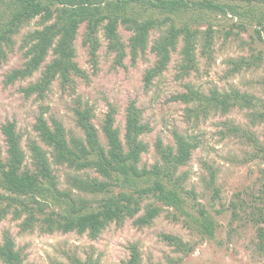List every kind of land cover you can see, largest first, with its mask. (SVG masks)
Masks as SVG:
<instances>
[{
  "label": "trees",
  "instance_id": "1",
  "mask_svg": "<svg viewBox=\"0 0 264 264\" xmlns=\"http://www.w3.org/2000/svg\"><path fill=\"white\" fill-rule=\"evenodd\" d=\"M238 1L0 0V65L13 50L14 36L25 24L39 18L40 28L25 36L28 49L24 67L14 69L8 77L13 82L32 76L52 51L53 58L45 65L41 78L23 88L28 96L38 93L42 97L57 78L68 84L72 82L73 75H84L75 61V40L79 28L85 23L83 44L89 47L93 59H96L101 46V31L108 50L115 54L117 64H123L128 53L136 60L150 48L156 55V61L145 74L148 86L166 71L180 42L182 74L188 75L198 69V46L202 45L203 53H211L216 34L212 21L217 15L250 18V22L256 20L264 26V0ZM204 23L205 29L202 28ZM120 25L131 32L128 44L123 40ZM156 28H160L161 33L151 44L150 36ZM257 31L261 33V30ZM259 58L260 55L252 59L243 57L234 61V69H241L243 64L251 67L252 62H259ZM176 98L193 103L190 111L196 115L199 111L208 115L213 110L225 114L234 107H240L252 110L250 117L254 124L264 123V100L236 88L227 91L215 88L204 93L189 86L188 92ZM112 109L103 124L107 145L102 142L92 122L90 109L77 110L83 137L69 135L60 120L52 117L48 121L40 113L34 128L48 148L36 141L29 144L31 168L25 164V151L16 123H5L2 129L8 148L4 158L0 147V220L13 210L19 218L26 213L22 222L24 229L40 222L45 231H77L96 238L113 222L122 224L135 217L134 224L143 227L152 224L163 210L172 209L171 215L176 220L185 216L188 227H195L209 237L215 236L213 217L202 207L190 204L197 198L196 192L185 188L187 171L179 172L199 143L179 133L175 134V147L164 146L159 140L156 151L160 159L148 167L141 163L142 153L148 150L141 135L148 131V126L142 122L136 101L130 102L127 108L125 142L115 126V111ZM226 128L227 134L244 138L256 147L253 158H261L264 162V140L260 141L254 131L229 122ZM54 164L71 169L68 174L71 188L59 186ZM215 173L211 170L212 182L216 179ZM146 199L152 201L144 213L137 216ZM190 207L196 208V214L190 211ZM238 209L246 212L255 224L264 223V168L261 170L259 192L252 193L248 200L242 199L240 207H234L235 212ZM257 233V247L264 250V227H258ZM162 236L184 255L195 249L194 245L177 235ZM129 248L130 256L123 264H143L138 244L132 243ZM0 260L3 264H26L23 252L9 231L0 238ZM71 264L94 263L91 259L75 257Z\"/></svg>",
  "mask_w": 264,
  "mask_h": 264
},
{
  "label": "rangeland",
  "instance_id": "2",
  "mask_svg": "<svg viewBox=\"0 0 264 264\" xmlns=\"http://www.w3.org/2000/svg\"><path fill=\"white\" fill-rule=\"evenodd\" d=\"M238 1V0H237ZM240 2V1H238ZM252 20V19H251ZM215 29L211 53H203L198 46V69L188 75L181 72L182 42L172 53L166 71L156 77L152 84L146 85L145 74L155 64L156 55L149 48L136 60L130 53L123 64H117L115 54L110 52L107 41L100 32L101 46L97 57L93 59L89 47L83 44L85 23L79 28L75 40V61L84 75H73L72 82L64 84L60 78L53 81L44 96L34 93L30 96L24 87L38 81L45 65L53 58L50 51L42 67L32 76L9 81V74L16 68L24 67L27 58L25 36L40 28L39 18L25 24L14 36L13 50L0 65V147L3 157H7V141L3 125L8 121L16 123L21 135V145L25 151V164L31 168V150L29 144L38 142L48 148L39 137L34 125L42 113L48 121L57 118L67 128L69 135L83 137L84 132L78 125L77 110L90 109L92 122L99 131L100 138L107 145L103 133V124L107 113L114 109L115 126L125 142L127 108L136 101L141 110L142 122L148 131L141 139L148 145V150L141 155V163L148 167L160 159L156 143L161 140L164 146H176L175 134L196 140L199 144L192 151L190 160L179 172L187 171L185 188L196 192L197 198L190 202L196 208L202 207L215 222V236L209 237L197 229L190 228L185 216L176 220L172 209H165L152 224L139 227L134 218L124 223L116 222L107 226L96 238L88 233L60 230L45 231L41 223L23 228L26 213L20 218L11 210L0 220V238L9 231L23 252L26 264H71L72 259H91L94 264H123L130 256V245L137 243L142 253L143 264H261L264 262V250L258 246V227L246 212L234 207L242 199H249L252 193L259 192L261 170L264 162L253 158L256 147L248 144L244 138L227 134L226 124L235 123L255 132L260 141L264 140V123H253L252 110L240 107L232 108L228 113L213 110L208 115L190 110L193 103L176 98L188 92V87L209 93L218 88L227 91L232 88L248 92L264 100V26L250 18L232 15H217L213 18ZM245 28H244V27ZM207 26L204 23L202 28ZM261 30V33L257 31ZM119 30L126 44L131 32L123 25ZM160 28L152 31L150 43L160 35ZM129 50V49H128ZM260 53V54H259ZM260 55L259 62H252L251 67L243 64L241 69H234V61ZM112 109V112H113ZM226 123V124H225ZM61 188H71L68 174L71 169L65 165L54 164ZM211 170L216 179L212 182ZM152 200L142 203L144 213ZM190 207V211H196ZM13 209V208H12ZM195 210V211H194ZM196 214V213H195ZM163 234L182 237L184 241L195 246L189 254L184 255L175 246L163 238ZM0 264H3L0 260Z\"/></svg>",
  "mask_w": 264,
  "mask_h": 264
}]
</instances>
